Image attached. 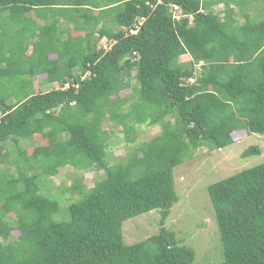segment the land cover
<instances>
[{"label":"trees","instance_id":"1","mask_svg":"<svg viewBox=\"0 0 264 264\" xmlns=\"http://www.w3.org/2000/svg\"><path fill=\"white\" fill-rule=\"evenodd\" d=\"M222 1L0 0V264H264V163L208 187L221 262L197 263L165 226L175 168L236 132L264 135V20L241 23L250 2L215 11ZM129 80L131 104L119 96ZM106 122L131 136L135 125L161 132L111 163ZM24 140L38 143L32 154ZM7 141L17 175L1 168ZM68 166L104 176L92 188L75 179L66 192L79 199L58 221L65 192L52 199L40 180ZM154 210L159 233L126 245L124 222Z\"/></svg>","mask_w":264,"mask_h":264},{"label":"rangeland","instance_id":"2","mask_svg":"<svg viewBox=\"0 0 264 264\" xmlns=\"http://www.w3.org/2000/svg\"><path fill=\"white\" fill-rule=\"evenodd\" d=\"M252 1H255V5L250 10L249 18L254 23H260L264 20V0H247V2ZM222 2L224 5L216 7L215 11L226 10L227 7L225 6L227 3L225 0ZM230 5H235L236 7L234 8L238 13L239 0L232 1ZM246 7H242L241 12L237 16L241 23H244L248 16ZM72 35L76 36L79 33L73 32ZM100 46L109 48L111 44L106 39H103L99 44ZM189 60V56L180 59L181 62ZM43 77L38 76L35 78L36 82ZM129 84L130 88L123 91L119 96L123 99L129 98V104H131L137 100L134 92L137 84L134 80H129ZM59 87L58 83L40 86L36 89V92H47ZM212 90L215 89L212 88ZM134 128L135 134L131 136L126 135L122 127L115 123L106 122L104 124V129L112 136L108 149V159L111 163L125 160L128 152L133 151L139 144L151 140L161 132L160 126L147 124L135 125ZM37 138L44 143L42 145H47L45 138L40 135ZM234 138L236 140L223 149L209 150L207 147H200L185 163L174 170L175 191L178 201L170 209L165 226L168 230L175 233L184 245L194 250L197 263H218L223 260V246L220 241L208 187L240 171L264 163V135L256 133L248 135L245 131H239L234 134ZM131 140L134 141L131 142ZM37 144L36 141L24 140L20 146L22 149L27 150L29 154H32L33 150L37 148ZM251 146H257L260 149V153L247 158L242 157V154ZM4 152L8 160L6 164L1 166L3 173L5 175H17L16 167L13 163L17 157V150L11 141L5 143ZM103 176V172L96 170L80 171L68 166L60 169L56 176L48 179L43 178L42 182L40 180V184L44 185L43 192L54 196L51 197L52 199L60 201L62 191L65 192L61 212L56 215L58 221L69 219V211L66 207L71 202L79 199V196L66 192L75 179L82 177L83 184L87 188H92ZM160 217L159 212L154 210L124 222L122 227L124 243L132 245L144 241L150 236L157 235L159 233Z\"/></svg>","mask_w":264,"mask_h":264},{"label":"crops","instance_id":"3","mask_svg":"<svg viewBox=\"0 0 264 264\" xmlns=\"http://www.w3.org/2000/svg\"><path fill=\"white\" fill-rule=\"evenodd\" d=\"M255 5V3L253 4L252 2H250V4L248 5V7H246L247 8V15H249V13H250V10L252 9V7ZM232 7L231 8H234V7H236L235 5H231ZM248 8H249V10H248ZM235 9V8H234ZM35 78H37V77H35ZM33 79V83H34V86H38V85H40V84H43V81H41V80H37V82H36V79Z\"/></svg>","mask_w":264,"mask_h":264},{"label":"built area","instance_id":"4","mask_svg":"<svg viewBox=\"0 0 264 264\" xmlns=\"http://www.w3.org/2000/svg\"><path fill=\"white\" fill-rule=\"evenodd\" d=\"M175 10H178V7H174ZM132 33H135V32H132Z\"/></svg>","mask_w":264,"mask_h":264}]
</instances>
